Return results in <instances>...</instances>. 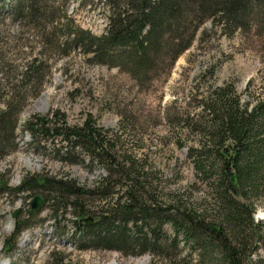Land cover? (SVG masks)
I'll return each instance as SVG.
<instances>
[{
    "label": "rangeland",
    "instance_id": "rangeland-1",
    "mask_svg": "<svg viewBox=\"0 0 264 264\" xmlns=\"http://www.w3.org/2000/svg\"><path fill=\"white\" fill-rule=\"evenodd\" d=\"M47 1L51 6L47 18L36 22L13 17L17 0L0 3V107L3 101L18 96L23 104L15 129L17 147L0 159V187L5 189L0 191V264L196 263V253L191 254L182 237H177L174 246L175 232L169 223L163 225L160 239L172 257L170 262L148 252L125 255L117 249L93 246L91 238L84 236L85 229L74 224L76 215L61 207L54 220L52 200L43 198V192L14 193L11 189L33 174L70 177L84 186L108 174L106 166L89 162L80 151L66 156L64 149L58 150L59 139L54 149L39 135L32 136L26 121L39 117L52 120L49 126L61 127L80 126L89 120L115 134L123 159L132 156L138 166L144 165L157 197L169 199L179 192L195 205L201 203L207 188L195 176L187 157V146L198 136L184 125L191 123L208 88L231 84L241 103L264 98V17L255 19L247 29L232 32L213 26L206 18L175 60L164 49L157 58L151 54L155 61L148 64V70L133 74L131 60H125V65L120 64L121 56L94 62L65 35L79 31L102 35L107 28L103 2ZM35 65H39L38 71L23 78L22 73ZM36 194L43 202L32 210L30 201ZM262 198L252 212L262 237L246 252L251 264H264ZM14 212L22 214L19 220L28 227L16 235V248L8 252L17 217ZM130 229L134 236L133 227Z\"/></svg>",
    "mask_w": 264,
    "mask_h": 264
},
{
    "label": "trees",
    "instance_id": "trees-1",
    "mask_svg": "<svg viewBox=\"0 0 264 264\" xmlns=\"http://www.w3.org/2000/svg\"><path fill=\"white\" fill-rule=\"evenodd\" d=\"M100 1L107 11V28L102 35L83 31L65 35L94 62L119 60L121 56L120 64L125 65V60H131L133 74L148 70V64L155 61L151 54L157 58L164 49L175 60L206 18L213 26L232 32L247 29L255 19L264 17V0ZM50 8L47 0H17L12 14L36 22L47 18ZM2 16L0 12V21ZM38 69L39 65L27 68L22 77L29 78V73ZM5 101L0 107V159L17 147L15 129L23 105L19 96ZM197 108L191 123L184 127L198 136L187 146V157L195 176L207 188L201 203L195 205L179 192L169 199L157 197L144 165L138 166L132 156L123 159L115 134L102 131L89 120L80 126L56 127L48 125L52 120L32 117L26 127L52 148L59 139L62 144L58 150L64 149L66 156L77 150L89 162L103 164L107 176L84 186L70 177L33 174L11 190L43 192V198L52 200V218L56 219L59 207L76 215L74 224L85 229L84 236L91 238L93 246L117 249L125 255L148 252L170 262L172 257L160 239L163 225L169 223L175 232L174 246L177 237H182L191 254L196 253L194 264H251L246 252L262 237L252 212L264 196V98L241 103L234 87L225 83L208 88ZM0 191H5L4 186ZM21 215L19 212L14 221L8 252L16 248V235L28 227L26 221L19 220ZM87 216L93 217L91 224L79 222ZM131 227L134 236L129 234Z\"/></svg>",
    "mask_w": 264,
    "mask_h": 264
},
{
    "label": "water",
    "instance_id": "water-1",
    "mask_svg": "<svg viewBox=\"0 0 264 264\" xmlns=\"http://www.w3.org/2000/svg\"><path fill=\"white\" fill-rule=\"evenodd\" d=\"M43 202V198L41 195H35L32 200L30 201V208L32 210H37L39 209L41 203ZM16 212L13 213L14 217L16 216ZM80 223H83L85 225L91 224L93 222V217L87 216L85 218H82L79 220Z\"/></svg>",
    "mask_w": 264,
    "mask_h": 264
},
{
    "label": "bare ground",
    "instance_id": "bare-ground-1",
    "mask_svg": "<svg viewBox=\"0 0 264 264\" xmlns=\"http://www.w3.org/2000/svg\"><path fill=\"white\" fill-rule=\"evenodd\" d=\"M1 8V7H0ZM10 8V7H9Z\"/></svg>",
    "mask_w": 264,
    "mask_h": 264
}]
</instances>
